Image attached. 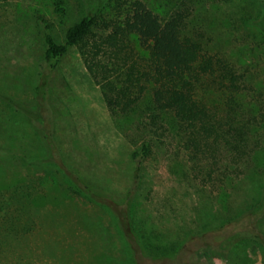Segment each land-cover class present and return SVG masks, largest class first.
<instances>
[{
  "label": "rangeland",
  "instance_id": "rangeland-1",
  "mask_svg": "<svg viewBox=\"0 0 264 264\" xmlns=\"http://www.w3.org/2000/svg\"><path fill=\"white\" fill-rule=\"evenodd\" d=\"M216 5L214 24L230 39L232 29L221 22L225 11L243 6L255 19L252 29L264 27V0ZM118 11L114 0H0V264H134L111 210L123 208L131 185L129 129L108 113L77 47L42 73L46 34L63 44L69 28L92 17L93 41L106 35ZM217 35L210 34L223 44L228 39ZM39 105L50 116L62 171L42 137ZM256 125L264 151V122ZM172 145L146 165L143 192L127 209L144 256L163 258L143 264H264L262 245L234 229L236 214L258 198V182L233 178L228 197L220 198V183L194 178ZM73 184L88 187L94 201L66 191ZM220 236V247L203 243L214 245Z\"/></svg>",
  "mask_w": 264,
  "mask_h": 264
},
{
  "label": "trees",
  "instance_id": "trees-1",
  "mask_svg": "<svg viewBox=\"0 0 264 264\" xmlns=\"http://www.w3.org/2000/svg\"><path fill=\"white\" fill-rule=\"evenodd\" d=\"M235 1L252 3L114 0L119 11L103 37L91 41L92 17L69 28L63 44L45 35L42 73L51 72L69 48L77 47L84 67L99 86L108 113L122 125L120 128L129 129L125 137L133 148L131 185L124 195L123 208L111 210L134 264H143L147 257L163 259L144 256L127 209L143 192L146 165L159 154L167 155L172 144L175 156H183L181 163L189 166L194 178L203 185L213 180L220 183V198L228 197L227 182L233 178L248 176L258 182V198L236 214L234 229L250 233L264 252V151L260 143L263 136L256 125L264 122V27L252 29L255 19L240 6V12L225 11L221 17L222 27L233 31L231 39L218 31L215 11L211 9L217 8L216 4L226 7ZM158 6L162 8L160 13L156 12ZM237 25L242 27L241 36L235 35ZM212 33L228 39L223 44L210 36ZM39 106L36 118L42 137L51 161L62 171L60 153L52 140L50 116ZM215 168L219 171L217 177ZM73 185L66 191L94 201L88 187ZM221 205L224 212L229 209ZM225 223L217 230H223ZM213 242L214 245L203 240L217 248L224 237H215Z\"/></svg>",
  "mask_w": 264,
  "mask_h": 264
}]
</instances>
